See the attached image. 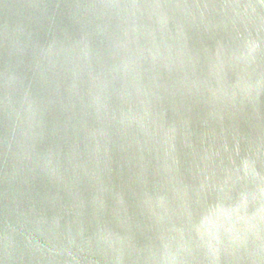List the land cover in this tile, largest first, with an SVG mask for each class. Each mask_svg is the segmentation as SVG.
Returning <instances> with one entry per match:
<instances>
[{
    "label": "water",
    "instance_id": "1",
    "mask_svg": "<svg viewBox=\"0 0 264 264\" xmlns=\"http://www.w3.org/2000/svg\"><path fill=\"white\" fill-rule=\"evenodd\" d=\"M0 264H264V0H0Z\"/></svg>",
    "mask_w": 264,
    "mask_h": 264
}]
</instances>
